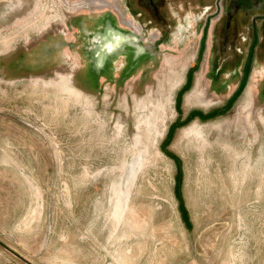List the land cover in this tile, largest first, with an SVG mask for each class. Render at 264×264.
<instances>
[{
	"label": "rangeland",
	"instance_id": "1",
	"mask_svg": "<svg viewBox=\"0 0 264 264\" xmlns=\"http://www.w3.org/2000/svg\"><path fill=\"white\" fill-rule=\"evenodd\" d=\"M197 3L0 0L2 244L32 264H264V52L229 100L242 60L213 62Z\"/></svg>",
	"mask_w": 264,
	"mask_h": 264
},
{
	"label": "flooded vegetation",
	"instance_id": "2",
	"mask_svg": "<svg viewBox=\"0 0 264 264\" xmlns=\"http://www.w3.org/2000/svg\"><path fill=\"white\" fill-rule=\"evenodd\" d=\"M165 1L168 0H134V5L149 9L156 7V3L158 7ZM197 1L195 8L197 15L205 14L200 30L201 36L208 17L215 15L210 28L205 31L211 39L210 48L217 55L213 62L220 65L227 59H235L233 57H236V54H239L242 60L235 89L228 97L231 100L233 97L236 98L237 91L246 83L254 52L256 50L264 52V0H209L206 8L199 5L200 0ZM139 12L142 14L143 11ZM137 14L139 15L138 12Z\"/></svg>",
	"mask_w": 264,
	"mask_h": 264
},
{
	"label": "water",
	"instance_id": "3",
	"mask_svg": "<svg viewBox=\"0 0 264 264\" xmlns=\"http://www.w3.org/2000/svg\"><path fill=\"white\" fill-rule=\"evenodd\" d=\"M0 248H2L3 250H5L7 253H9L10 255H12L14 258H16L21 263H23V264H32L29 261H27L25 258H23L22 256H20L19 254H17L14 251H12L10 248H8L7 246H5L4 244H2L1 242H0Z\"/></svg>",
	"mask_w": 264,
	"mask_h": 264
},
{
	"label": "trees",
	"instance_id": "4",
	"mask_svg": "<svg viewBox=\"0 0 264 264\" xmlns=\"http://www.w3.org/2000/svg\"><path fill=\"white\" fill-rule=\"evenodd\" d=\"M190 116H194V113H191Z\"/></svg>",
	"mask_w": 264,
	"mask_h": 264
}]
</instances>
